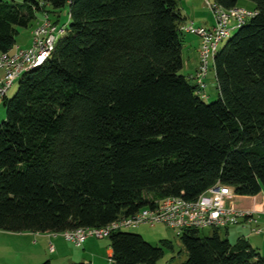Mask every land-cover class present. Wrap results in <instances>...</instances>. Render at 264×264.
<instances>
[{
    "label": "trees",
    "instance_id": "trees-1",
    "mask_svg": "<svg viewBox=\"0 0 264 264\" xmlns=\"http://www.w3.org/2000/svg\"><path fill=\"white\" fill-rule=\"evenodd\" d=\"M240 1L213 0L256 15L214 56L218 97L205 102L181 72L192 34L178 0H0V54L39 14L57 25L68 7L69 17L49 58L1 100L0 231L102 228L166 197L194 201L217 183L264 194V0ZM202 231L178 235L180 264H264L246 238ZM106 239L107 264L163 256L137 233Z\"/></svg>",
    "mask_w": 264,
    "mask_h": 264
},
{
    "label": "built area",
    "instance_id": "built-area-1",
    "mask_svg": "<svg viewBox=\"0 0 264 264\" xmlns=\"http://www.w3.org/2000/svg\"><path fill=\"white\" fill-rule=\"evenodd\" d=\"M213 17L210 28L195 27L192 23L185 26V31L197 36L198 68L193 77L199 86V95L206 98L204 83L209 70V62L218 52V45L231 32L242 26L256 15L255 11H247L239 7L229 10L217 6L214 2L204 0ZM64 26L59 28L53 24L47 14H43L32 30L31 44L27 48H16L11 52L0 54V102L6 97L8 90L20 76L37 68L52 54L56 41V33H64ZM233 190L220 183L210 187L194 201L181 197H166L153 208H144L133 216L122 217L102 228H77L65 231L61 235L65 240L77 247L87 239L102 240L118 230L153 228L163 225L180 235L186 229L206 230L212 228L226 229L237 226L242 221L251 225L250 233L264 240V227L259 223V211L239 209L233 203ZM264 213V212H263ZM53 251L52 246L49 249Z\"/></svg>",
    "mask_w": 264,
    "mask_h": 264
},
{
    "label": "rangeland",
    "instance_id": "rangeland-1",
    "mask_svg": "<svg viewBox=\"0 0 264 264\" xmlns=\"http://www.w3.org/2000/svg\"><path fill=\"white\" fill-rule=\"evenodd\" d=\"M7 2L14 1L16 3H22L23 0H3ZM210 2H213V0H209ZM180 7L185 9L188 13V17L190 20H193L196 26H204V25H210L211 21H213V17L207 6L205 5L204 0H178ZM240 7H248L251 8V3L245 0L240 1L239 4ZM57 26L59 28L64 26L65 32L62 34L56 33V41L55 44L58 42L60 38H62L65 33L67 32L69 28V17H68V7L63 9L59 13V22L57 23ZM19 37H17V43L22 44V48H26L28 45L27 41V35L29 33V29H21ZM234 34V31L231 32L232 36ZM229 40V37L225 40H223L219 45H218V51H220L223 46L226 44V42ZM186 46H189L190 49L198 48L199 47V41L195 37H192L190 35L186 36V40L184 43V47L182 49V61H183V70L181 71L183 75L188 77L189 75L193 74L194 71L190 67V63H188V49H186ZM198 51V50H197ZM193 71V72H192ZM1 74V73H0ZM195 73L192 75L194 77ZM21 79V76L15 80L11 88L8 90L6 94L7 99H11L17 88L19 81ZM190 83L195 84L194 80H190ZM205 83V91L208 95V99H206L205 102H212L215 101L218 97V91L216 89V81H215V75H214V70L212 68V61L209 62V70L206 79L204 80ZM5 119V108L2 104V101L0 102V124L2 121ZM127 232H133V233H140V235L143 236V238L149 242L151 245L155 247H159L163 250V256L158 260L156 264H180L183 263L186 260V254L183 250V246L176 235V232L173 231L172 229H169L165 226L157 225L154 228H149V227H142L138 229H129L126 230ZM219 235L221 238L224 239L225 237V230L220 229ZM235 229H230L229 231V239L232 241L233 240V235H234ZM203 235H208L209 234V229L203 230L202 231ZM10 233L0 231V239L5 240L4 243H6L9 248L5 252H2L0 250V258H3L4 256L6 257L5 259L2 260L3 264H21L23 263V256H20V254L17 253L19 250L17 248L18 240L16 237H12V239H9ZM64 238V237H63ZM9 240V241H8ZM96 240V239H95ZM165 242H168L171 244V247H167V245H164ZM67 248L69 250H72V253H77L81 252V248H76L74 245H71L70 243H67ZM50 252V250H49ZM20 253V252H19ZM51 253V252H50ZM46 255H49L47 251H45ZM42 257H45L43 255ZM49 259L53 264H70L71 261H61L57 257H52L48 256L43 260L46 261ZM88 260V259H87ZM86 260V261H87ZM77 261L75 263H79V261H84V260H74ZM73 261V262H74ZM92 261V260H91ZM35 263V262H33ZM42 262H39L40 264ZM94 264H107V259L105 257H99L95 258ZM1 264V263H0Z\"/></svg>",
    "mask_w": 264,
    "mask_h": 264
},
{
    "label": "crops",
    "instance_id": "crops-1",
    "mask_svg": "<svg viewBox=\"0 0 264 264\" xmlns=\"http://www.w3.org/2000/svg\"><path fill=\"white\" fill-rule=\"evenodd\" d=\"M180 8H181L182 14L186 16V22L192 23L195 27L210 28L213 25V21H211L210 25L207 24L204 26H196L193 20H190V18L188 17L187 11H185V9H183L182 7ZM40 18H41V14L38 15V18L35 24H37ZM32 30L33 28L29 29V33L27 35V41H26L28 42L27 47H29L31 44ZM191 36L198 39L200 43V40L197 36H194V35H191ZM17 47L22 48L23 45L18 44L16 42V44L9 50V52L13 53ZM186 49H188V57H187L188 63L191 62L190 67L192 68L194 73H196L197 68H198V51H197L198 48H194L192 50L189 48V46H186ZM193 74L189 75V77H192ZM0 77H1V74H0ZM233 203L239 209H246V210L253 209V210L259 211V217H260L259 223L261 227H264V213H263L264 212V194L263 193H260L254 197L237 196L234 194ZM233 228L235 229V232L233 235L234 236L233 240L231 241L229 239L230 238L229 231L230 229H233ZM250 229H251V225L246 223L245 221H242L241 224L237 226L224 229L225 230L224 238L228 239L230 242H235L239 237H244L248 240L250 245L264 257V240L260 236L252 235L250 233ZM137 234H140V233H137ZM10 235H13V236L15 235L14 237H16V239L18 240V243H20L17 246V248L19 249L17 253L20 254V256H23V263L21 264H38L39 262H43V260L47 258L49 255L52 257H57L61 261H71L70 264L77 262L74 260H84V261H79V263L80 262L93 263L95 258H99V257H105L108 262L112 254V251L109 247V241L107 239H102V240L87 239L83 243L82 246L77 247L73 243L65 240V238H63L61 234L26 232V233H10ZM13 236H9V239H12ZM4 242H5L4 238L0 239V250L6 253V250L9 248V246ZM67 243L74 245L76 248H81L82 251L77 252V253H72V250H69L67 248L68 246ZM50 246H52L53 248V251L52 252L50 251L51 253L49 252ZM45 251H47L49 255H46ZM43 255H45V257H42ZM5 258H6L5 256L3 258H0L1 264H3L2 260ZM47 260L50 261L49 259Z\"/></svg>",
    "mask_w": 264,
    "mask_h": 264
}]
</instances>
